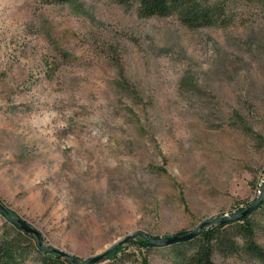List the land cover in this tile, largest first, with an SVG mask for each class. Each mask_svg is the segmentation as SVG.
I'll return each mask as SVG.
<instances>
[{"label":"rangeland","instance_id":"obj_1","mask_svg":"<svg viewBox=\"0 0 264 264\" xmlns=\"http://www.w3.org/2000/svg\"><path fill=\"white\" fill-rule=\"evenodd\" d=\"M237 5L233 26L190 30L110 0H0V201L45 248L186 264L189 247L146 237L193 232L262 196L264 0ZM253 218L264 248V215ZM7 234L0 215V244Z\"/></svg>","mask_w":264,"mask_h":264},{"label":"trees","instance_id":"obj_2","mask_svg":"<svg viewBox=\"0 0 264 264\" xmlns=\"http://www.w3.org/2000/svg\"><path fill=\"white\" fill-rule=\"evenodd\" d=\"M44 5H68L76 0H34ZM121 6L133 7L140 18H171L190 30L206 28L227 29L241 17L238 0H110ZM264 195V187L262 189ZM253 205V204H252ZM251 205V206H252ZM249 206L248 208H250ZM247 208V209H248ZM261 211L264 215V199L260 205L248 215L228 223L212 225L204 229L198 236L178 243L190 248V252H179V257L186 264H215V254L222 256H241L264 262V248L257 242V224L253 215ZM239 212L236 215H239ZM14 234H7L0 244V264H26L33 259L37 264H74L71 259L42 251L38 239L21 230L9 215L0 212ZM235 215V216H236ZM234 217V216H233ZM231 217V218H233ZM230 219V218H228ZM16 233V234H15ZM180 233L179 235H184ZM30 241L36 245L31 248ZM155 240H157L155 238ZM159 240V239H158ZM150 243V242H149ZM154 246L152 243H150ZM177 245V244H174ZM173 246V245H170ZM168 247V246H166ZM77 261H79L76 258Z\"/></svg>","mask_w":264,"mask_h":264},{"label":"water","instance_id":"obj_3","mask_svg":"<svg viewBox=\"0 0 264 264\" xmlns=\"http://www.w3.org/2000/svg\"><path fill=\"white\" fill-rule=\"evenodd\" d=\"M263 199H264V195H262L258 199V201L256 203H254L246 211H244L243 213H241L239 215L234 216L233 218L225 219V220H217V219L207 220V221L203 222L198 227V229L193 231V232H190V233H187V234H184V235H179V234L172 235L170 237H164V238H161L159 240L151 239V238H148V237H146V238L154 246H161V247H166V246H170V245H174V244H178V243H182V242H187V241L195 238L196 236H198L204 229H206V228H208V227H210L212 225L220 224V223H228L230 221L237 220L239 218H242V217L248 215L253 209H255L258 205L261 204ZM0 212L9 215L11 220L21 230H23L24 232H26L28 234L34 235L38 239V245H39V248L42 251H47V252H49L51 254H55V255H58V256H61V257L69 258V259L72 260V262L74 264H99V263H101L104 260V258L106 256V254L98 255V256H96L94 258H91L90 260H88V261L83 263V262L77 261L76 258L73 255L69 254V253H66V252H63V251H60V250H56V249H47L43 245L42 234L39 231H37L36 229H34L26 221H24L22 219H19V218H15L1 201H0Z\"/></svg>","mask_w":264,"mask_h":264}]
</instances>
